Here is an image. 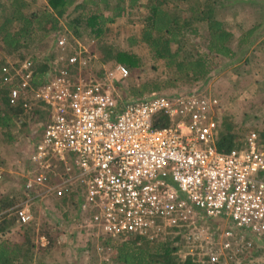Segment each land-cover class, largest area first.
<instances>
[{
    "label": "built area",
    "instance_id": "2783aa9c",
    "mask_svg": "<svg viewBox=\"0 0 264 264\" xmlns=\"http://www.w3.org/2000/svg\"><path fill=\"white\" fill-rule=\"evenodd\" d=\"M57 48L53 71L36 87L30 61L1 67L3 81L17 77L10 104L21 100L31 110L40 103L46 110L29 152L24 200L14 207L20 223L32 218L30 202L46 204L77 190L75 225L87 237L152 240L170 231L201 264L250 246L247 232L264 238V146L250 132L241 148H216L215 113L221 111L215 95L192 89L126 99L118 92L126 66H101L98 73L83 44L71 46L61 36ZM158 113L171 123L154 127ZM54 162L67 166L56 175ZM202 218L229 224L205 229Z\"/></svg>",
    "mask_w": 264,
    "mask_h": 264
},
{
    "label": "trees",
    "instance_id": "16d2710c",
    "mask_svg": "<svg viewBox=\"0 0 264 264\" xmlns=\"http://www.w3.org/2000/svg\"><path fill=\"white\" fill-rule=\"evenodd\" d=\"M45 1L46 8L25 12L29 4L24 0H0V134L2 133L1 137L6 142L13 139L19 121L43 124L46 110L40 103L34 104L31 110L22 107L21 100L10 104L9 89L17 84V77L11 81H3L1 67L9 66L13 62L8 60L10 58H15L17 65L28 60L33 74L32 86L41 85L47 74L53 71L54 59L58 53L57 40L63 34L69 35V39L73 36V39L82 42L92 40V49L98 61L103 64L121 63L131 73L138 71L143 66L139 55L129 49L121 50L102 38L109 24L124 14L131 13V10L142 7L145 10L141 20L143 25L138 36L128 37L129 46L144 45L152 59V66L156 61L162 63L168 76L159 80L147 78L137 83L130 81L129 87L125 89L127 93L123 92L124 98L141 99L152 92L161 93L164 89L178 87L181 81L192 87L208 79L226 66L223 64L224 58L232 56L230 61H234L237 53L243 54L245 48H241L242 45H250L255 32L252 27L234 40L233 31L228 30L223 21L216 17V0ZM182 2L184 6L180 7ZM194 37H198L201 44L194 42ZM233 40L238 48L234 52L230 47ZM96 66L98 73L104 71L98 63ZM218 117L216 148L225 151L243 147L247 136L243 137L241 130L245 132V128L241 129L232 120H228L226 113H221ZM152 122L154 127L171 123L161 113L154 116ZM251 131L256 133L258 143L264 146V130ZM65 166L67 165L61 164L60 171L63 172ZM8 176L10 175L6 172L0 175V264H32L39 256L44 257L41 253L46 255L56 247L60 227L57 222L45 220V217L35 221L36 202L30 207L31 220L20 223L14 214V207L18 204L17 197H24L23 188L20 184L18 187L10 184L6 188ZM79 196V191L71 190L61 197L51 198L56 208L64 210L61 214L64 222L72 224L80 217ZM209 222L214 223L213 219ZM215 224L220 227L221 221ZM12 228L15 230H11ZM39 236L47 239L46 245L41 246L36 242ZM245 236L251 245L250 238L253 235L247 232ZM100 242L99 248H107V252H110L107 253L109 258L103 252L100 264H201L197 255H179L181 237L170 231L160 233L152 240L145 236L130 235L128 238H101ZM261 250H264V243ZM261 250L252 246L248 251L249 257H256ZM38 264L44 263L42 261ZM209 264L226 263L218 261ZM230 264L234 262L230 261Z\"/></svg>",
    "mask_w": 264,
    "mask_h": 264
},
{
    "label": "rangeland",
    "instance_id": "374dc122",
    "mask_svg": "<svg viewBox=\"0 0 264 264\" xmlns=\"http://www.w3.org/2000/svg\"><path fill=\"white\" fill-rule=\"evenodd\" d=\"M24 1L29 4L25 12L47 7L45 0ZM144 1L145 0H142V2ZM215 3L217 8L216 17L223 21L228 30L233 31L234 40L238 35L246 33L248 29L252 27L255 29L251 37L252 43L250 45H242L241 48H245V52L243 54L237 53L236 57L233 59L234 61H230L232 56L230 58H224L223 64L226 66L223 67L221 71H216L217 73L215 72L208 77V79L192 87H189L184 81H181L178 87L176 86L173 89L166 88L167 90L164 89L161 94L169 95L170 93L179 91L200 89L199 91L215 95L220 102L221 113H226L228 120H232L236 126L241 129L245 128V132L241 130L242 136L245 137L252 132L251 130H264V0H216ZM179 5L180 7L184 6L183 2ZM131 11V13L124 14L113 23L109 24L102 38L106 43L112 44L121 50L129 49L142 58V68L138 69V71L134 70L132 73L128 69L127 80L124 79L119 83L118 92L121 97H124L123 92H126L125 89L129 87L130 81L137 83L147 78L159 80V78L162 79L168 76V72L166 73V68H164L162 63L156 61L154 66H152V59L150 54L147 53L144 45L134 44L129 46L127 39L132 35H139L143 25V21L141 20H143L142 16L145 10L140 7ZM62 36L67 42L69 35L63 34ZM75 39H73V36L70 37L68 44L71 46H80L83 44L84 48L88 49L95 56L93 60V64L95 63L94 66H96L97 63L105 68H111L115 65H111L110 62L108 64H103L98 61L99 59L92 49V40L82 42ZM234 40L232 42L233 44H230L233 52L238 50ZM193 41L198 44L200 43L198 37H194ZM174 46L175 45H173V47ZM66 53H69V50H67ZM1 55L0 53V56ZM8 60L16 61L15 58H10ZM91 68L87 66L86 70H90ZM187 86L189 88H187ZM221 113L217 112V115L215 113L217 123L220 119L218 116ZM232 117L233 119H231ZM24 121L25 120L19 121L15 129L14 137L10 142L3 141L1 137L2 133L0 134V158L2 159V164H0V175L4 172L10 175L7 177L6 188L9 187L10 184L14 187H18L19 184L22 186L23 179L26 176V170L31 166L29 163V152L32 149L33 143L38 139L41 133L39 122L32 123V121H30L25 123ZM35 136H37V138H35ZM54 164L51 170L55 171L57 175L58 172H62L60 171V165L63 164V162H54ZM9 177L10 181L8 180ZM17 198L18 204L24 200V197L22 199L19 197ZM51 198L52 197H49L47 199L46 204L36 201H33L32 204H34V202L37 203L35 205L36 211L34 210L37 213V215L34 214L35 221H38L41 217H45V220L58 223L60 232L56 239V247L48 251L46 255L40 252L44 257L39 256L35 263L33 262L32 264H38L42 261L44 264H100L103 252L106 253V256L109 258L107 253L110 252H107V248L104 250L97 248V246L101 245L100 238L87 237L88 234L77 228L75 223L70 224L64 222V219L61 217L64 210L56 208L54 206V200L52 201ZM32 204L30 202L29 207H31ZM212 219L216 222L221 221V226L229 224L228 218ZM207 220L209 221L210 219ZM208 221L202 222L203 227L205 229L210 227L215 230L216 222L211 223ZM11 230H15V228ZM250 239V246H240L238 251L236 249L233 250L234 253L231 257L227 256L226 259H223L221 256L219 261H223L226 264H230V261L234 262V264H264V250H261V248L263 249L264 240L262 239L264 238L253 236ZM39 241H41L40 236L36 238L38 244H40ZM45 241V243H47V239ZM180 244L181 247L178 253L184 256L187 248L183 243ZM252 246L261 250L259 255L254 258H250L248 253Z\"/></svg>",
    "mask_w": 264,
    "mask_h": 264
},
{
    "label": "crops",
    "instance_id": "0c3cea01",
    "mask_svg": "<svg viewBox=\"0 0 264 264\" xmlns=\"http://www.w3.org/2000/svg\"><path fill=\"white\" fill-rule=\"evenodd\" d=\"M204 93H205V92H204ZM36 202H38V203H39V202H40V201H39V199H37V200H36ZM218 220H219V219H218ZM206 221H208V220H207V219H205V218H204V219H203V218L201 219V223H202V222H206ZM208 222H209V221H208ZM215 222H216V221H214V223H215ZM217 222H218V221H217Z\"/></svg>",
    "mask_w": 264,
    "mask_h": 264
},
{
    "label": "clouds",
    "instance_id": "9594fccd",
    "mask_svg": "<svg viewBox=\"0 0 264 264\" xmlns=\"http://www.w3.org/2000/svg\"><path fill=\"white\" fill-rule=\"evenodd\" d=\"M23 183H24V179H23ZM23 183H22V186H23Z\"/></svg>",
    "mask_w": 264,
    "mask_h": 264
}]
</instances>
